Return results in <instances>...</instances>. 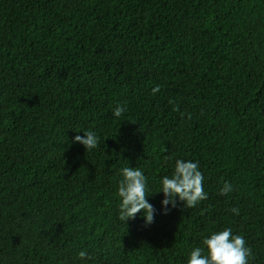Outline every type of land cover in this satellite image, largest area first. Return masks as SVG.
<instances>
[{
  "label": "trees",
  "instance_id": "obj_1",
  "mask_svg": "<svg viewBox=\"0 0 264 264\" xmlns=\"http://www.w3.org/2000/svg\"><path fill=\"white\" fill-rule=\"evenodd\" d=\"M178 159L208 198L121 221V169L152 194ZM225 228L264 264V0H0V264H187Z\"/></svg>",
  "mask_w": 264,
  "mask_h": 264
},
{
  "label": "clouds",
  "instance_id": "obj_2",
  "mask_svg": "<svg viewBox=\"0 0 264 264\" xmlns=\"http://www.w3.org/2000/svg\"><path fill=\"white\" fill-rule=\"evenodd\" d=\"M159 88L153 89V93ZM126 111L123 106H116L113 115L116 118L122 116ZM75 143L84 146L86 151L94 150L99 145V137L93 131H84V135H76ZM117 196L120 199L119 219L126 223L135 219L137 214H143L145 225L154 222L156 209L148 202L149 195L163 193V214H168V206L176 207L177 198L183 202L185 208H194L208 198L203 188L204 176L199 170L198 162L178 159L175 162L174 172L171 177L161 178V188L155 193L149 194L147 189V177L143 171L136 167H124L121 169ZM233 186L225 183L220 190L224 196L232 192ZM232 213L239 215L238 208H232ZM204 247H196L190 252L187 264H248L251 249L246 246V241L241 235H233L231 228L212 233L202 241ZM78 258L87 264L91 259L87 250L78 253Z\"/></svg>",
  "mask_w": 264,
  "mask_h": 264
}]
</instances>
